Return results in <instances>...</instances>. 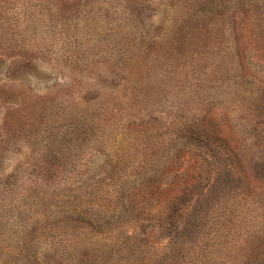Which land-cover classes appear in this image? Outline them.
<instances>
[{
  "label": "rangeland",
  "instance_id": "rangeland-1",
  "mask_svg": "<svg viewBox=\"0 0 264 264\" xmlns=\"http://www.w3.org/2000/svg\"><path fill=\"white\" fill-rule=\"evenodd\" d=\"M0 264H264V0H0Z\"/></svg>",
  "mask_w": 264,
  "mask_h": 264
},
{
  "label": "trees",
  "instance_id": "trees-1",
  "mask_svg": "<svg viewBox=\"0 0 264 264\" xmlns=\"http://www.w3.org/2000/svg\"><path fill=\"white\" fill-rule=\"evenodd\" d=\"M172 263V262H171ZM173 263H174V259H173Z\"/></svg>",
  "mask_w": 264,
  "mask_h": 264
}]
</instances>
